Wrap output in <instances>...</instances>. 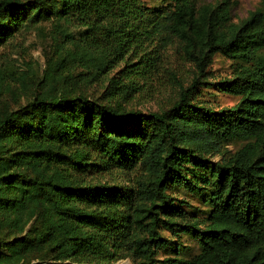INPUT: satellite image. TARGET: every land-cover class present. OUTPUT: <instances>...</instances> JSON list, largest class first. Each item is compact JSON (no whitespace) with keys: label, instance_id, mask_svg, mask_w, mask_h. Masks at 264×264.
Returning <instances> with one entry per match:
<instances>
[{"label":"trees","instance_id":"16d2710c","mask_svg":"<svg viewBox=\"0 0 264 264\" xmlns=\"http://www.w3.org/2000/svg\"><path fill=\"white\" fill-rule=\"evenodd\" d=\"M44 24L57 56L16 108L4 93L34 80L0 60V264H264V0L238 23L229 0H0V48ZM216 54L234 71L212 82ZM172 57L193 65L188 84ZM160 77L168 107L124 106ZM211 84L238 102L202 100ZM183 234L198 253L182 256Z\"/></svg>","mask_w":264,"mask_h":264},{"label":"rangeland","instance_id":"374dc122","mask_svg":"<svg viewBox=\"0 0 264 264\" xmlns=\"http://www.w3.org/2000/svg\"><path fill=\"white\" fill-rule=\"evenodd\" d=\"M205 3H215L219 0H200ZM231 4L232 21L235 23L240 22L249 16L250 12L260 6V0H229ZM161 0H149L152 5H157ZM59 38V33L55 31L49 24L41 25L39 29H31L18 34L11 40L5 48H0V60L12 69H19L25 72L29 81L34 80L29 90L22 89L19 83L12 82L11 91H6L3 95L4 100L10 104L11 107L16 108L20 104H24L31 96V92L34 90V85L37 79H42L45 70L51 60H54L56 54V42ZM176 45L169 47V55L175 54ZM168 68H175L179 72V76L188 84L194 72V67L191 63L182 61L180 58H170L166 62ZM232 61L223 55L216 54L213 58L211 65L208 68L207 75L212 82L225 77H229L233 71ZM168 68H164L167 70ZM118 68L114 69L110 75H113ZM163 71H160V73ZM162 74V73H161ZM163 76V75H162ZM161 77L159 78L162 83L157 79H149L148 82L140 80L141 85L136 92H133L125 101L124 106L127 109H137L144 112L151 110H158L168 107L176 98L177 89L170 85L168 80L163 82ZM92 95H100L103 91L102 86H93L89 89ZM199 97L202 100L208 101L216 108L224 106H233L238 100L239 96L224 93L216 88L215 84L203 86L197 89ZM243 144L242 140L236 139L232 143L228 144L223 150L235 151ZM221 157L219 153L213 155V160H217ZM177 195L189 202L193 209H198L199 212L205 208V205L201 203L199 198L185 190V188H179L175 190ZM164 235L171 236L169 232H164ZM174 240H179L185 245V253L182 256H193L198 253L199 248L195 240L186 234L181 235L179 238L174 237ZM171 255L170 249L160 252L159 258L161 260L167 259ZM47 264H93V263H75L69 261H51ZM111 264H133L130 258L121 259ZM159 264H170L166 261H161Z\"/></svg>","mask_w":264,"mask_h":264}]
</instances>
